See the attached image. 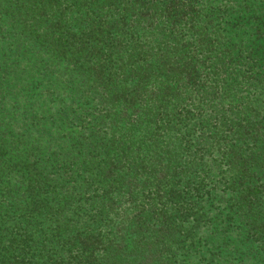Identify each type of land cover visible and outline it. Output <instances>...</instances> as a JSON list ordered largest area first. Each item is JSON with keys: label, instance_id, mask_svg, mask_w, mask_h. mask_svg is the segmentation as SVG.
Here are the masks:
<instances>
[{"label": "trees", "instance_id": "16d2710c", "mask_svg": "<svg viewBox=\"0 0 264 264\" xmlns=\"http://www.w3.org/2000/svg\"><path fill=\"white\" fill-rule=\"evenodd\" d=\"M0 264H264V0H0Z\"/></svg>", "mask_w": 264, "mask_h": 264}]
</instances>
